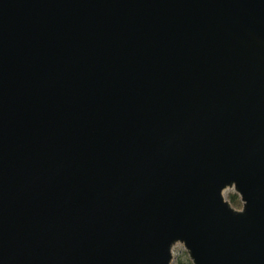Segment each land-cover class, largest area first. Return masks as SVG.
<instances>
[{
  "label": "water",
  "instance_id": "water-1",
  "mask_svg": "<svg viewBox=\"0 0 264 264\" xmlns=\"http://www.w3.org/2000/svg\"><path fill=\"white\" fill-rule=\"evenodd\" d=\"M177 243L264 264V0H0V264Z\"/></svg>",
  "mask_w": 264,
  "mask_h": 264
},
{
  "label": "rangeland",
  "instance_id": "rangeland-1",
  "mask_svg": "<svg viewBox=\"0 0 264 264\" xmlns=\"http://www.w3.org/2000/svg\"><path fill=\"white\" fill-rule=\"evenodd\" d=\"M230 191H233L232 188L228 187L223 191V196L225 198L226 194L229 193ZM240 199H239V205L237 207V209H240ZM171 253H172V260L170 262V264H175L177 262L178 259L182 260L183 262H185V260H189L187 253L184 250V247L181 243H177L175 244L172 249H171ZM187 260V261H188Z\"/></svg>",
  "mask_w": 264,
  "mask_h": 264
},
{
  "label": "trees",
  "instance_id": "trees-1",
  "mask_svg": "<svg viewBox=\"0 0 264 264\" xmlns=\"http://www.w3.org/2000/svg\"><path fill=\"white\" fill-rule=\"evenodd\" d=\"M225 198H227V200L231 203L233 207H237L239 205V197L235 192L230 191L229 193L226 194ZM187 260L183 262L182 260L178 259L175 264H192L190 260L188 261Z\"/></svg>",
  "mask_w": 264,
  "mask_h": 264
}]
</instances>
